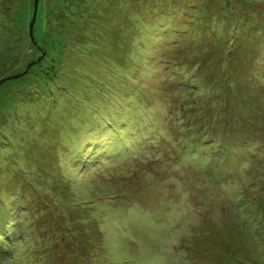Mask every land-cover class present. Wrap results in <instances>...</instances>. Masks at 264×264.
<instances>
[{
  "label": "rangeland",
  "instance_id": "obj_1",
  "mask_svg": "<svg viewBox=\"0 0 264 264\" xmlns=\"http://www.w3.org/2000/svg\"><path fill=\"white\" fill-rule=\"evenodd\" d=\"M33 7L0 0V85L18 79L0 102V138L11 150H0V215L15 264H181L187 245L189 264H233L230 255L264 264V232L244 231L237 214L245 170L262 167L243 142L264 138V0H38L30 35L24 14L33 18ZM29 36L51 54L68 44L69 93L60 91L55 111L51 90L60 88L27 75L43 58ZM28 95L40 100L30 107L21 102ZM186 95L204 118L195 139L205 147L227 134L230 157L194 159L180 143L186 134L169 123ZM89 119L97 131L79 134ZM106 120L131 137V152ZM12 263L0 254V264Z\"/></svg>",
  "mask_w": 264,
  "mask_h": 264
},
{
  "label": "trees",
  "instance_id": "obj_2",
  "mask_svg": "<svg viewBox=\"0 0 264 264\" xmlns=\"http://www.w3.org/2000/svg\"><path fill=\"white\" fill-rule=\"evenodd\" d=\"M35 3V0H34ZM30 8V6H29ZM35 9V6L33 7V10ZM32 10V8H31ZM37 10V9H36ZM25 16L27 15V18L29 19V21H32V15L30 14V16L28 15V13L24 14ZM36 15V14H35ZM34 16V15H33ZM30 28V25H29ZM219 29H221L220 27H218ZM31 31V30H30ZM32 34V32H30V35ZM30 40L33 41V44L36 45V48L38 49V53H41L40 56H42L43 58L41 60H39L37 62L36 65H33L28 74L32 73V75H34L35 77L39 78V83L41 86H47V84L49 83H53L55 85H57L60 89L54 91L51 90V95L52 98L55 99L53 100L52 104L50 105L51 109H55L57 108V105H59V101L61 99H63L61 92L63 93V95H65V93H69V86L66 84V82L63 79H66L63 76V71L62 69L64 68V63L66 58H69L70 55H67V42L64 41L62 42V44H58L56 45L58 49H51L52 54L50 53L49 49L47 46H42L40 44H38L36 42L35 39H33L32 36H29ZM208 44V43H207ZM235 42L234 43H230L229 47L232 50V48H235ZM250 46V45H249ZM208 62H206L207 64ZM173 66L176 68L178 66L177 62H173L172 61ZM212 64V61H210L208 63V65L206 67H210L209 65ZM55 68V69H54ZM211 68V67H210ZM31 70L33 72H31ZM70 68L65 70V73L67 74V79H69V75L71 76V73L69 72ZM177 76H181L184 80V83H186V81H189L188 83H186L188 86L190 87H195L198 90H202L203 91V86H199L198 84H195L194 82L191 81V79L189 78V76L180 70H176L175 71ZM201 73V72H199ZM26 75V77H27ZM28 78V77H27ZM25 79V78H24ZM22 80L20 82V85L22 86H26L27 84L32 83V80L30 81H25ZM62 79L63 82H61V84L54 82L56 80ZM18 79H13L10 81H2L1 85H0V102L3 101V93H4V88H8L10 85H12L14 82H17ZM229 82H227L228 85ZM61 91V92H60ZM65 92V93H64ZM75 91L71 92V96H74ZM207 92H209V94H211V91L208 90ZM28 93V92H27ZM23 94V93H22ZM21 94V95H22ZM36 95V93H34ZM226 94V93H225ZM11 94L9 93L7 96L9 97ZM20 95V96H21ZM19 96V97H20ZM66 98L68 95H65ZM220 96L223 98L222 94H219L217 96H210L211 99L215 100V101H219L220 102ZM229 95H226V97H228ZM8 97L6 98V100L4 101V103H10ZM31 96H24L22 97V101H26L28 100V105L30 107H33L34 104L38 103V100L36 101V99L39 98H35V97H31ZM11 98V96L9 97ZM40 100V99H39ZM68 100V99H67ZM35 101V102H34ZM33 102V103H32ZM198 104V102H196V99L193 98V95H186L185 97V102L181 104V108L180 110H178V120L176 121H170L169 123V127L171 128V130L173 128L179 129V131L183 134H186L185 137L181 138L180 143L185 146L187 148L189 143H192L193 147H190V152L191 153H196L194 154V159H201V158H205V157H212V156H217L219 158H224V157H230L231 156V151L229 150L230 145L231 144H235V142L230 141V138L227 134H220L219 137H213L212 141H210L209 145H206L205 147H203V144L200 143L199 140L195 139V135H197V133H203V129H196L194 130L196 127H194V124L199 126L201 125V123L203 122V117L202 116H198L196 114H194L192 111H190L189 109V105L190 106H194L195 104ZM200 105V103H199ZM6 105H4L5 107ZM2 107L3 109V113L5 111V108ZM202 112H205L207 114V116L211 115V112H208L205 107L203 106H199L198 107ZM24 109V106H23ZM220 111H222V113L219 111V115H222L225 117V121L229 122L231 121V118L229 116L226 115V112L223 111V108H219ZM62 113V112H61ZM77 112L74 111L72 112V114L70 115V117H73V119L71 120V122H73V120H77L78 121V117H75V114ZM89 113V112H88ZM221 113V114H220ZM81 115V114H80ZM84 116V115H82ZM7 118V117H5ZM195 119V123L194 122ZM3 120V115L0 118V121ZM96 120V119H95ZM99 121V119H98ZM12 121L6 119L5 122L3 121V127L6 128V125L9 128L8 134H11L10 132L12 131L13 125L15 126V124L11 123ZM106 122H108V120H106ZM95 122L90 120L88 122H86L84 124V129H81V132L79 134L82 133H86L88 132H95L96 130V126L94 124ZM76 126L75 128H82L80 127V124L75 123ZM96 124H97V120H96ZM22 125H24V123H20L17 126L20 127L21 130L22 129ZM86 125V126H85ZM1 125H0V129H1ZM111 127L112 131L114 133V140L119 143L121 145L120 149L124 152V153H129L131 152L134 148H133V144H131V142H129L131 140V137L126 135L127 133H123L122 132V127L120 126H115L112 123L108 122V128ZM7 131V130H6ZM109 131V130H106ZM23 132V131H22ZM21 132V133H22ZM230 132V129H229ZM88 134V133H87ZM91 135V134H90ZM85 136V135H83ZM202 137V135H201ZM150 138L149 136H145L144 140H150L148 139ZM105 139V138H104ZM255 138L251 137V139H245L243 143H245L247 146H253L252 149L247 150L251 153L252 159H257V164L261 165V169L257 172V173H252L250 170L252 168H248L245 170V175L246 177H244V181L242 182L243 185H245V189H242L241 184H239V199L237 202V214L238 216L242 217V219L240 220V226L244 231H250L252 234H255L257 237L262 235L264 232V138H260L259 141H256V147H255V143L254 141ZM262 140V141H261ZM261 141V142H260ZM232 142V143H231ZM1 144H5V146H1L0 150H2L3 148L7 149L8 153L11 151L9 149V144H10V138L9 139H2L0 138V145ZM152 144V143H151ZM229 145V148H228ZM11 147V146H10ZM201 147V148H200ZM2 152V151H1ZM5 154V153H3ZM2 154V155H3ZM10 156L9 154H5L4 156ZM184 155V153H182V156ZM226 177L229 175L228 173H225ZM249 178V179H247ZM252 207V209L250 208ZM256 211V214L255 212ZM6 215L4 214L3 216L0 215V254L2 255L3 258H9L10 262H13L12 264H15V261L11 259V253L13 251H15L13 248L12 250H8L5 246V241H8L10 239V237L13 236V233H11L9 231L10 227L3 225V223H5V220L7 219L5 217ZM258 225L262 226V233L258 230L259 227ZM257 231V232H256ZM261 238L263 237V240H260V245L262 246V248H264V236H260ZM193 250L192 247L190 248L189 245L186 246V249L184 250L183 247H180V251H179V261L181 264H189L190 259L188 260H184V252L189 254V255H193V252L191 251ZM202 249H200V247H196L194 248L195 254H197L196 256L199 257L198 252L201 251ZM11 254V255H10ZM264 256V255H263ZM228 259L233 263V264H256V263H248L246 260L241 259L238 256H234V255H230L227 256Z\"/></svg>",
  "mask_w": 264,
  "mask_h": 264
},
{
  "label": "water",
  "instance_id": "obj_3",
  "mask_svg": "<svg viewBox=\"0 0 264 264\" xmlns=\"http://www.w3.org/2000/svg\"><path fill=\"white\" fill-rule=\"evenodd\" d=\"M37 2H38V0H35V3H34V6H35V9H34V16H33V19H32V21H31V23H30V30H31V32H32V27H33L34 20H35V14H36V9H37Z\"/></svg>",
  "mask_w": 264,
  "mask_h": 264
}]
</instances>
